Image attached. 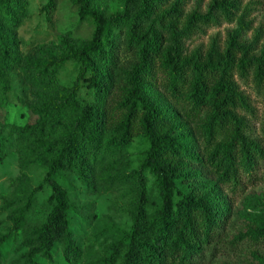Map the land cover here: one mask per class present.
Here are the masks:
<instances>
[{"label": "trees", "instance_id": "obj_1", "mask_svg": "<svg viewBox=\"0 0 264 264\" xmlns=\"http://www.w3.org/2000/svg\"><path fill=\"white\" fill-rule=\"evenodd\" d=\"M71 1L78 6L79 20L93 25L80 53L111 79L104 81L84 60L92 72L91 105L78 103L75 81L55 110L36 113L25 125H12L18 142L28 150L27 161L48 167L45 183L51 192L44 219L31 222L30 208L42 184L23 188L22 200L8 210L11 228L0 236V264L12 232L21 234L16 249L23 251L10 264L51 261L56 248L67 264H195L218 235L226 209L215 188L200 180L197 163L208 166L218 183L234 191L240 186L239 169L249 171L264 155L260 144L245 135L247 125L237 109L249 105L233 81L234 75L245 77L251 69L255 84L264 85V48L259 56H250L251 45L240 42L236 30L228 34L220 53L213 45L204 55H185V39L215 23L217 14L228 20L235 17L240 28L247 26L243 13L236 16L237 0H213L205 14L186 15L177 0H125L121 12L110 15L93 6L96 0ZM49 5L53 7L52 0ZM23 12L19 0H0V109L21 68L16 30ZM158 73L164 96L183 103V125L147 97L146 86L156 83ZM187 123L195 124L193 135L185 130ZM137 134L148 141L142 167L160 181L161 206L139 213L121 241L83 260L71 228L72 206L63 174H78L87 184L96 162L109 174L114 167L110 150L123 149ZM193 136L205 149L200 158ZM176 181L186 192L174 202ZM254 235L264 236V223Z\"/></svg>", "mask_w": 264, "mask_h": 264}, {"label": "rangeland", "instance_id": "obj_2", "mask_svg": "<svg viewBox=\"0 0 264 264\" xmlns=\"http://www.w3.org/2000/svg\"><path fill=\"white\" fill-rule=\"evenodd\" d=\"M124 1L96 0L92 4L103 15H110L120 13ZM177 1L186 15L192 12L205 14L213 0ZM237 1L239 12L236 16L243 13L247 26L240 28L235 17L228 20L217 14L215 23L202 26L200 32L185 39V55L190 56L193 52L204 55L213 45L220 53L228 34L236 30L240 33L239 41L251 45L249 55H260L264 48V3L261 0ZM19 2L24 7L22 21L16 30L21 68L14 74L7 104L0 109V236L11 228L8 210L22 200L24 187L32 189L42 184L30 208L31 222L44 219L51 192V187L45 183L48 167L27 161L28 150L18 142V134L12 125H25L35 118L36 113L55 110L75 81L78 82V103L91 105L95 100L94 90L88 86L92 72L84 66V60L99 72L104 81L111 79L108 72L80 53L91 38L93 25L88 20H79L77 5L71 0H52L53 7H50L49 0ZM182 25L183 21L178 24V29ZM160 75L157 74L156 83L147 84V97L157 101L183 125V103H173L164 96L158 86ZM49 79L55 82L49 83ZM233 81L249 105L248 109H237L247 125L245 135L257 141L264 150V85L255 84L251 69L245 77L234 75ZM194 129V123H187L185 130L189 134L193 135ZM195 145L198 149L196 156L200 158L205 149L199 140ZM147 148L148 141L142 134L135 135L123 149L113 146L110 155L114 167L106 174L99 163L91 165L93 171L87 184L78 174H63L72 206L71 228L83 260H92L96 252L121 241L139 213H151L161 206L160 181L142 167ZM197 167L200 180L215 188L226 209L218 235L195 264H264V236L254 235L264 223V155L257 158L249 171L239 169L240 186L234 191L231 186L218 183L209 173L208 166L197 163ZM175 186L174 202L186 192L181 182L176 181ZM21 239L19 232L10 234L1 264H10L23 251L17 250ZM42 264L67 263L60 249L56 248L52 260Z\"/></svg>", "mask_w": 264, "mask_h": 264}]
</instances>
